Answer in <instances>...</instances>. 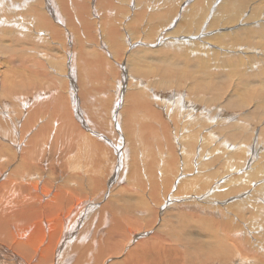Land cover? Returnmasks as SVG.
I'll use <instances>...</instances> for the list:
<instances>
[{
	"label": "bare ground",
	"instance_id": "obj_1",
	"mask_svg": "<svg viewBox=\"0 0 264 264\" xmlns=\"http://www.w3.org/2000/svg\"><path fill=\"white\" fill-rule=\"evenodd\" d=\"M0 1V35L12 34L10 31L14 29L16 35L24 32L23 36L27 35L32 43L33 39L46 41L52 51L58 47L54 54L48 48L43 53H29L24 48L11 51L9 42L0 39V67L3 57L19 65L20 71L13 74L16 76L25 73L23 67L43 66L34 69L36 79L31 75L25 80L29 84L23 83L24 80L13 82L12 74L0 70V105L3 97L11 99L14 92L20 94L26 86L40 88L44 82L55 93L60 91L59 83L67 79L73 82V76L79 75L81 82L96 84L100 79L104 82L102 88L88 85L89 90L85 83L81 87L73 85L71 89L79 91L77 97L70 92L71 98L57 95V99L51 98V103L42 102L45 99L37 101L39 105L36 103L29 114L0 112V264H128L120 259L126 251L124 241L173 243L185 262L210 264L208 261L216 259L222 263L234 252L217 238L226 230L228 235L236 233L232 230L242 234L244 249L253 237L248 240L245 227H233L234 222L204 221L215 235L208 232L214 239L203 241L209 235L201 227L197 229L203 234L201 231L197 234L192 230V222L172 213L163 215V211L181 208L196 199H202L208 209L224 208L237 221L245 218L243 212L252 211L257 216L250 212V218L246 216L249 219L245 223L251 227L248 232L256 235L254 241L263 238L264 185L252 186L245 178L248 170L264 173V132H259L264 128V88L258 87L264 86V77L240 72L246 68L264 72V46L251 37L240 12L245 3L264 5V0H103L104 8L97 7L101 0ZM21 23L29 30L25 31ZM142 44L148 48L141 50L140 55L133 54V47ZM164 45L180 52L171 59L164 51L159 52ZM107 59L115 62L113 67L119 73L112 68L111 77L117 80L121 75L127 81L126 86H118L120 92L115 90L119 101L113 104L107 97L111 85L104 81L110 75L104 69ZM217 67L224 69L220 76L211 74V68ZM29 70L26 74L33 73ZM136 74L156 77L157 83H146L149 87L135 91L136 94L133 89L140 85ZM196 74L201 81L196 76V82L192 83V75ZM216 78H222V86L210 97L199 94L191 101L182 98L181 106L170 101L156 103L166 115L175 111L178 121L174 116L170 120L158 117L156 123L152 118L156 117L152 114L154 109L152 112L147 109L149 100L145 99H149L153 87L186 86L197 92L200 87L213 89ZM91 92L96 94V101L100 100L96 104L89 99ZM252 102L256 103L258 120H246V132L220 133L210 143L216 147L215 153L197 158L202 143L213 134L210 126L231 119L222 115L224 107H235L241 114L252 107ZM14 103L21 110L27 106L26 100ZM190 109L199 111L198 128L194 126L197 116ZM22 116L25 121L20 123ZM16 127L18 131L14 134ZM205 127L209 131L204 132ZM175 139L178 145L172 144ZM127 141L132 145L129 163L120 169L125 176L121 178L120 173L114 174L113 167L118 166L121 155L122 158L126 155L125 149L117 144L123 146ZM48 152L57 153L62 163V169H56L60 173L56 181L46 169ZM227 152L231 157L224 155ZM113 182H121V186L115 188ZM108 185L112 186L108 192L110 200L105 201ZM219 193H226L228 199H220ZM160 198L163 199L159 201ZM87 202L94 205L92 214L85 206ZM225 203L232 208L224 207ZM151 229L152 233L145 238L143 231ZM136 232L140 233L134 236ZM262 256L257 254L255 258L263 264Z\"/></svg>",
	"mask_w": 264,
	"mask_h": 264
},
{
	"label": "rangeland",
	"instance_id": "obj_2",
	"mask_svg": "<svg viewBox=\"0 0 264 264\" xmlns=\"http://www.w3.org/2000/svg\"><path fill=\"white\" fill-rule=\"evenodd\" d=\"M239 1H241V0H237V2H239ZM102 2V3H101ZM0 3H1V1H0ZM192 3V2H191ZM101 5V6H100ZM105 5V2L103 1V0H101L98 4H97V7H105L104 6ZM23 15H25V14H23ZM240 15H243L244 16V18H245V20H246V22H245V26L246 27H248L249 28V34L251 35V37L256 41V42H258L259 44H261L262 46H264V5L263 4H257V3H245L244 5H243V7L241 8V12H240ZM27 20V19H26ZM24 22V21H23ZM21 24H24V25H22L23 27H24V29H26L25 31H28L29 29H28V27L26 26V24L25 23H21ZM77 26H79V25H77ZM82 27V26H81ZM78 30L80 31L81 29H79L78 28ZM10 32H12V34H10V33H7L6 32V34H4V35H0V39H1V41H4V43H8L9 42V44L11 45L9 48H11V49H9V50H13V51H15L16 49H18V48H24V50H26V51H28V50H30V51H28L29 53L31 52H33V53H43V52H46L45 51V49L44 48H48V47H50V45H48L49 43L48 42H46V41H37L36 39L34 40L33 39V43H32V41H30L27 37V35H25V36H23V34H24V32H23V34H15V32H14V29H12ZM0 34H1V32H0ZM23 36V37H22ZM80 36L81 37H83V35L80 33ZM3 38V39H2ZM84 38V37H83ZM17 41H16V40ZM14 40V41H13ZM25 40H27V41H25ZM22 42H23V44H22ZM14 43V44H13ZM31 43V44H30ZM41 44V45H40ZM91 44V43H90ZM89 44V45H90ZM13 45V46H12ZM33 45V46H32ZM146 46V47H144V46ZM30 46V47H29ZM36 47V49H35V51H34V48ZM39 46H42L43 48V50L39 47ZM91 46H92V44H91ZM137 45H135L134 47H133V54L135 53V52H138L137 54H139L140 55V53L139 52H141V50L143 51L144 49H147L148 47H147V45H145V44H142V45H138L137 47H136ZM165 46V45H164ZM51 47H52V45H51ZM143 47V48H142ZM168 47V48H167ZM139 48H142V49H139ZM42 51H41V50ZM49 49V48H48ZM51 49V48H50ZM49 49V50H50ZM58 49V47L56 48V49H53V51L52 50H50L51 52V54H54L56 51H58L57 50ZM75 49V48H74ZM149 49H151V48H149ZM154 49H156V48H154ZM163 49V50H162ZM170 49V50H169ZM56 50V51H55ZM158 50H160L159 52H163L164 51V53H167L168 54V57H172L171 59H173L174 58V53H175V56H176V54L178 55V52H180V51H177L176 52V50H174V49H171V48H169V46H165L164 48H161V46H160V48L158 49ZM172 50V51H171ZM196 53H198V52H196ZM199 55L201 56V55H204V53H199ZM135 56H138V55H135ZM56 57H57V55H56ZM107 58V57H106ZM18 59H20L19 57H18ZM40 59H42L41 58V55H40ZM110 59V58H109ZM109 59H107L108 60V63L107 64H104V65H106V66H104L105 68V71H108L109 72V74L110 75H107L105 78H104V81L105 82H107V83H105L107 86H109V85H111L110 86V88H112L111 89V95L110 94H108V98L109 99H111V100H109L108 99V102H110L111 101V103L113 104L114 102H117V101H119V96H117L116 95V93L117 92H115V90H118V92H120L119 91V89H118V86H126L127 85V81H126V78L124 77V76H119L120 77V79H119V77H118V79L116 80V78L115 77H111V70H112V68H114V67H116V64H115V62L111 59V61L112 62H114V63H112L111 61H109ZM1 61L3 62V66L2 67H0V70L1 71H5L6 73H8V75H11L12 74V81L14 82H18V80L19 81H23L24 80V82L23 83H28V82H26L25 80L26 79H28V77L29 76H33V74H34V69H36V70H40V69H42V67H40V69H39V67H32V66H28V68H30V72H33L32 74L30 73V74H26L27 73V69L28 68H26V67H23L24 68V70H26V71H24L25 73H23V74H21L20 76H16V75H13L14 73L15 74H17V72H19L20 71V68H18L17 67V63L16 62H9V61H7V58L6 57H3L2 59H1ZM136 61V60H135ZM153 61V60H152ZM152 61H150V62H148V63H153ZM26 63V62H25ZM43 63H44V61H42V65H43ZM111 63V64H110ZM141 63H143V62H141ZM145 64H146V62H144ZM143 63V64H144ZM147 63V65H149ZM47 64V63H46ZM112 67H111V66ZM150 65H154V64H150ZM19 66V65H18ZM114 66V67H113ZM262 67L264 68V63H262ZM26 68V69H25ZM108 68V69H107ZM103 70V69H102ZM116 71V72H115ZM211 71H212V73L211 74H215L216 76H220L223 72H221V71H224V69H221V68H211ZM246 71H248V72H250V73H252L253 75H256V76H262V77H264V72L263 73H261V71H257V70H253L252 68H246V69H243L241 72H240V74L241 73H243V72H246ZM118 72V69H116V68H114V73H116V74H119V73H117ZM199 73V72H198ZM26 74V75H25ZM25 75V76H24ZM74 75H75V72H74ZM144 77H143V76ZM142 75H140L141 76V78H140V76H138L137 74H136V77L140 80V81H138L137 83H139L140 85H139V87H136L135 89H133V91L135 92H137V91H140V89L142 88V90H144L148 85L147 84H149L150 85V82H152V83H154L155 81H156V83H157V79H155V78H153V79H151L152 77L151 76H146V75H144V74H142ZM202 75V74H201ZM108 76H110V77H108ZM112 76H114V75H112ZM193 76V79L191 80V82L192 83H195L196 82V79H195V77L198 79V80H200L199 78H198V74H196V75H192ZM26 77V78H25ZM74 77V80H73V82H72V80H70V79H67V82H61V83H59V86L60 87H58V89L60 90V91H57L56 93H55V91H54V89H53V87L51 86V85H49V83L48 82H44V85H43V83H42V87L40 86V88H36V89H32V86H26L25 88L26 89H22L21 90V93H23V94H19V92H14L12 95H11V99H8L7 97H3L2 98V100H3V103H2V105H0V112L2 111V112H4L3 113V115H6L7 113H8V111L9 110H12L13 111V113L14 114H19V113H23L24 115L25 114H29L30 112H32L33 111V108L35 107V105H36V103H40V101L41 100H43V99H45V100H43L42 102H45V103H48V102H50V100H51V98L53 99V98H55V99H57L58 98V96H62V97H64V95H65V97L66 96H68L67 98H71V93L73 92V94H75L74 96H76L77 97V94L79 93V91H78V89L76 90V91H73L72 89H73V85L74 86H76L77 87V85H78V87L80 86V85H82L83 86V83H85L86 84V89L87 90H89L91 87H95V86H98L99 88H102L103 87V83L104 82H102V80L100 79L98 82L99 83H88L87 81H85L84 82V80L81 82V81H79V75L78 76H73ZM72 77V78H73ZM20 78V79H19ZM23 78V79H22ZM33 78L34 79H36V77L35 76H33ZM60 77H57V79H59ZM109 78H111V79H109ZM113 78V79H112ZM144 78H146V79H144ZM149 78V80H147ZM223 78H226V76H223ZM234 78H236V77H234ZM195 79V80H194ZM216 79H218V78H216ZM222 78H220V79H218V80H214V82L212 83V87H213V89H211V90H207V89H205L204 87H200L199 89H198V91L197 92H194V91H192L189 87H183V86H181V87H179V86H177V85H172V87L171 88H164V89H162V88H160V86H158V87H153V89H154V93H153V89H150L151 91L150 92H152V93H150L149 91V99H145L146 100V102H147V104H148V107L149 108H147L150 112H152V109H154V110H156V111H154L153 110V112H152V114L153 115H155L156 117H154L150 112H149V114H150V116H153L152 118L154 119V121H156V123L158 122V119L161 117V119L163 118V120H164V117H166V119L167 120H170L171 118H169L170 116H174V120H176L177 119V121L179 120L178 119V116H177V113H175V111L174 112H170V114H172V115H169V113L166 115L165 114V112L163 111V110H160L159 108V106L156 104V103H158V104H160V102H164V103H166L167 104V101H170V102H177L179 105L178 106H181L182 105V103H183V101H182V98H184L185 100H187V98L188 99H190V101L191 100H194L195 98L194 97H196V96H199V94H202V95H205L206 97H210L213 93H218L219 91H220V88H221V83H220V80H221ZM120 80H121V82H122V84H121V82H120ZM145 80V81H144ZM111 81V82H110ZM201 81V80H200ZM31 82V81H30ZM32 82H33V80H32ZM190 82V83H191ZM69 85H68V84ZM76 83V84H75ZM111 83V84H110ZM119 83V84H118ZM125 83V84H124ZM129 83V82H128ZM146 84V85H144V84ZM189 83V84H190ZM191 83V84H192ZM29 84V83H28ZM62 84H64L63 86H61ZM66 84H67V86H66ZM70 84H72V85H70ZM116 84V85H115ZM134 84V83H133ZM133 84H131V86H133ZM47 87H46V86ZM88 85H89V87H88ZM135 86H137V85H135ZM178 87V88H180V89H177L176 87ZM43 87H45V88H43ZM81 87V86H80ZM149 87V86H148ZM259 87V89L260 90H262L263 88H264V86H262V85H259L258 86ZM47 88L49 89V91H47ZM51 88V89H50ZM72 88V89H71ZM89 88V89H88ZM109 88V87H108ZM156 88V89H155ZM183 88V89H182ZM29 89V90H28ZM41 89V90H40ZM43 89V90H42ZM62 89V90H61ZM137 89V90H136ZM37 90V91H36ZM65 90V91H64ZM30 91H31V93H32V95H31V93H30ZM40 91H44V92H40ZM26 92V93H25ZM71 92V93H70ZM78 92V93H77ZM135 92V93H136ZM143 92V91H142ZM172 92H180V96H175ZM28 93V94H27ZM58 93V94H57ZM63 93V94H62ZM70 93V94H69ZM18 94V95H17ZM92 94V95H91ZM91 94H89V96H90V101H93L92 103H94V104H96L97 102H99L100 100H95L96 99V94L94 93V92H91ZM101 94L102 93H99L98 95H100L101 96ZM137 94V93H136ZM23 95V96H22ZM26 95H28V96H26ZM39 95V96H38ZM41 95V96H40ZM47 95V96H46ZM58 95V96H57ZM94 95V96H93ZM160 97L159 99H158V97ZM183 95V96H182ZM45 96V97H44ZM52 96V97H51ZM55 96V97H54ZM153 96V97H152ZM154 96H156V97H154ZM36 97V98H35ZM41 97V98H40ZM81 97V96H80ZM82 97H83V100H85L86 99V97H85V95H82ZM85 97V98H84ZM95 97V98H94ZM163 97V98H162ZM164 97H165V99H164ZM22 98H24V99H22ZM31 100H30V99ZM38 98V99H37ZM47 98V99H46ZM98 98V97H97ZM113 98V99H112ZM115 98V99H114ZM6 99H8V100H6ZM23 101V100H26L27 101V106L24 108V109H19L18 107H15V103L13 104V102L14 101ZM154 99V100H153ZM161 99V100H160ZM49 100V101H48ZM164 100V101H163ZM5 101V102H4ZM7 101L9 102V103H7ZM34 101H35V103H34ZM38 101V102H37ZM48 101V102H47ZM96 101V102H95ZM154 101H155V103H154ZM156 101H158V102H156ZM179 101V102H178ZM7 103V104H6ZM34 103V104H33ZM39 103L36 105V106H38L39 105ZM51 103V102H50ZM13 105V108H11L10 107V105ZM31 104H33V105H31ZM112 104H111V106H112ZM153 104H156L157 105V107H156V105H154V107H152L153 106ZM169 104V103H168ZM252 107L251 108H248V109H246V111L244 112V113H239L238 112V110H237V108H228L227 106H225L224 107V109H223V112H222V115L223 116H225V117H229V118H231V119H228V120H226V121H223V122H220V123H217V124H215V125H211L210 126V128H211V130L213 131V134L211 135V136H209L208 138H207V140L206 141H204L203 143H202V145H201V148H200V151H198V153H199V156L200 157H197V158H199V159H202L203 158V155L204 154H206V153H209V154H214L215 153V151H216V147L215 146H211L210 145V143H213V142H215V140H216V138H217V136L220 134V133H222V132H224V131H228V132H235V131H238V132H246V130H245V127H246V124H245V121L246 120H248V119H250L252 122H255V121H257L258 120V118L260 117L259 116V113H257L256 111H255V107H256V103H254V102H252ZM28 105H29V107H28ZM5 108V109H3V107ZM14 107H15V109H14ZM19 110H18V109ZM30 109V110H29ZM164 109V108H163ZM158 110V111H157ZM191 110V109H190ZM163 111V112H162ZM197 117H195V119H194V122L195 121H197V124H196V122L194 123V126H195V128H198V124H199V111L197 110V109H192L191 110ZM155 112V113H154ZM158 112V113H157ZM160 113V114H159ZM187 114V113H186ZM186 114H182V115H186ZM244 114H246L247 115V118H243L242 117V115H244ZM264 114V113H263ZM163 116V117H162ZM175 116H177V117H175ZM159 117V118H158ZM156 119V120H155ZM236 119V120H235ZM19 121H20V123H22V122H24L25 121V116H22L20 119H19ZM177 123V122H176ZM155 125V124H154ZM197 126V127H196ZM259 127V126H258ZM10 128V127H9ZM18 129V127H16L15 129H14V134H15V130L16 131H18L17 130ZM204 129V128H203ZM207 127H205V130H204V132H206L207 131ZM208 131H209V129H208ZM259 132H264V128H260L259 129ZM18 133V132H17ZM75 136V135H74ZM111 137H113L114 138V136H110V138ZM172 137V136H171ZM118 140H119V136H118V139H117V142H118ZM176 141L174 142H172V144L173 145H178V143H177V139H175ZM257 143H259V142H257ZM256 143V144H257ZM261 144V143H260ZM120 145V149H122L123 150V148L125 149V151H126V155H128L127 156V160H126V155H124L125 157L124 158H122V155H121V157H119V161H118V166L116 165V167L114 166L113 167V169H114V174L115 175H117L118 173H120V176H121V178H123V177H125V176H122V174H121V171H120V169L121 168H123V166L125 167L128 163H129V149H131V148H129V147H131L130 145H132V142H126V143H124L123 144V146H122V143L120 144V143H118L117 144V146H119ZM125 146V147H124ZM253 146H250V148H252ZM3 149H5V147H2ZM64 150L65 151H67V148L65 147L64 148ZM127 152H128V154H127ZM251 153H253V151L251 150L250 151ZM240 153V152H239ZM255 153V152H254ZM119 155H120V153H118ZM125 154V153H124ZM224 155H227V156H230V154L227 152L226 154H224ZM47 158H48V160H49V162H48V164H47V166H46V169H47V171H48V173L50 174V177H51V179L52 180H54V181H56L59 177H60V173H56V169H58V167H60V165H62V163H61V161L59 160V158H58V154L57 153H53V152H48L47 153ZM227 156H225V157H227ZM117 157V156H116ZM231 157V156H230ZM114 158V157H113ZM229 158V157H228ZM209 158H207V159H204V160H208ZM118 160V159H117ZM159 160V159H158ZM249 160V159H248ZM124 161H126V162H124ZM230 161H231V163H232V165H234L235 163H234V161L233 160H231L230 159ZM124 162V163H123ZM250 162V165L252 166V164H251V161H249ZM120 163V164H119ZM115 164H116V158H115ZM126 164V165H125ZM121 165H122V167H121ZM60 169H62V167H60ZM117 172V173H116ZM115 175H111L112 177H114ZM110 176V178L111 179H113L112 177ZM115 177H117V176H115ZM247 181H248V183L250 184V185H256V184H258V185H264V173L263 172H252V171H249L248 170V173H247V175H246V178H245ZM125 181V180H124ZM113 185V187H115V188H119L120 186H121V182L120 183H115V182H113L112 183ZM116 184H117V186H116ZM118 184H119V186H118ZM4 185H6V184H4ZM115 185V186H114ZM112 186H110V185H108V186H106L105 187V189H106V197H105V201H108V199L110 200V193H108L109 191H110V189H109V187H111L112 188ZM108 190V191H107ZM18 192L20 193V190L18 189ZM222 194V195H221ZM219 195V197H220V199H228V196L226 195V193H219L218 194ZM224 195V197H222ZM107 196L109 197V198H107ZM226 197V198H225ZM107 198V199H106ZM163 198H160V200L159 201H161ZM202 199H196V201H188L187 203H186V208H185V206H183V207H181V208H176V209H173V210H171V209H168L167 211H163L164 213H163V215L164 214H166V213H172L173 215H175V216H179V219L180 218H182V219H184V221H186V222H188V223H191L192 222V225L194 226V228L192 229V230H195L196 232H197V234H198V232L200 233V231L201 230H203V231H206V234H208L209 235V233L211 232L212 234L214 233V232H212L213 230L211 229H209V227L207 228V224L208 223H203L204 221H208L209 222V224H210V222H212V221H215L216 219L217 220H224L227 224L228 223H232V222H234L235 224H233V227H235V225H237L238 227H245V228H243L244 229V231L246 232V234L248 235L247 237H248V240H250V236L251 237H253V238H251V240L250 241H247V243L245 244L246 246H244V249H243V245H242V243H243V238H242V234L238 231V230H232V231H236V233H234V235H228V233H226V231H228V230H226V231H223V232H220L218 235H217V238L218 239H221L225 244H226V246L228 247V248H230V249H232L234 252H232L231 254H229L228 255V258L224 261V262H226V261H228V260H230V262L229 263H225V264H259V263H261L262 264V261L260 260V259H258V258H255V257H257V254L258 255H263L262 256V260L264 261V240H262L263 238H264V236H263V238L261 239V237H258V238H260V240H262V242L260 243L259 241V239L257 238V239H255V241L253 240L255 237H256V235L255 234H250L251 232H248V229H251V227L249 226V224L247 223H245V221L247 220V219H249L250 218V215L249 214H251L253 217H256L257 215L255 214V213H253L252 211H249L248 213L247 212H243V214L245 215L244 217L245 218H243L242 220H236V218H235V216H232L231 217V215L229 216L223 209L224 208H221L220 206H217V208L218 209H216V208H209L208 209V207L206 206V204L204 203V202H202L201 201ZM105 201H103V203H105ZM92 202V201H91ZM86 205L85 206H87V209H88V211L90 212L89 214H92V208L94 207V205L92 206L89 202H87V203H85ZM199 204H201V205H199ZM205 204V205H204ZM15 207H17L18 206V201H16L15 202ZM194 205V206H193ZM225 206H227L228 208H232L231 207V205L229 204V203H225L224 204V207ZM192 207V208H191ZM194 207V208H193ZM91 208V209H90ZM205 208V209H204ZM220 208V209H219ZM197 212H199V213H197ZM189 211H190V213H189ZM233 211L235 212V210H232V213H233ZM186 212H188V213H186ZM209 212V213H208ZM212 212V213H211ZM177 213V214H176ZM209 215H208V214ZM231 213V214H232ZM201 214V215H200ZM206 214V215H205ZM214 214V215H213ZM160 215V214H159ZM162 215V216H163ZM191 215H193V216H191ZM208 215V216H207ZM212 215V216H211ZM177 216V217H178ZM199 216V217H198ZM216 217V218H214V217ZM246 216H248L249 218H247ZM164 217V216H163ZM189 217V218H188ZM190 217L192 218V219H190ZM227 217V218H226ZM197 218V219H196ZM198 218H199V221H197L198 220ZM186 219V220H185ZM189 219V220H188ZM212 219V220H211ZM159 221V220H158ZM240 221V222H239ZM162 222H164V220L162 221ZM193 222H194V224H193ZM242 222V223H241ZM168 223H169V228H171L172 229V222H169V220H168ZM174 223V222H173ZM201 223V224H200ZM202 223L204 224L203 226H202ZM256 224V223H255ZM236 226V227H237ZM202 229H201V228ZM174 228H177V225L176 224H174ZM201 229L200 231L198 230V229ZM261 228H262V230L264 231V219H263V224H262V226H261ZM144 229H146V227L144 228ZM219 230L218 231H220V229H221V227L220 228H218ZM152 230L153 229H151V230H148V232L146 231V230H144L143 232H145L146 234L144 235L145 236V238L146 237H148L151 233H152ZM166 230H168V228H166ZM210 230V231H209ZM203 231H201L202 232V234H203ZM209 232V233H208ZM138 233H140V232H136L135 233V235L134 236H137V234ZM191 235V234H190ZM214 235H215V233H214ZM255 235V236H254ZM137 239V238H136ZM135 239V240H136ZM214 239V237L213 236H211V235H209V236H207V237H204L203 238V241H211V240H213ZM257 240V241H256ZM254 241V242H253ZM249 242V243H248ZM258 243H259V245H258ZM263 243V244H262ZM122 244L125 246V248H126V251H125V254L124 255H120V259H121V261H125V262H127L128 264H190V263H188V262H185L184 261V257H183V255H178L179 254V249H178V247L175 245V244H173V243H167V242H157V241H149V242H145V243H135V242H129V241H124V242H122ZM251 244V245H250ZM254 244V245H253ZM251 247H250V246ZM253 245V246H252ZM247 246H249V247H247ZM256 246H259V247H256ZM263 247V248H262ZM248 248H251V250L250 249H248ZM254 248H256V250L254 249ZM257 248H259V250L257 249ZM263 249V250H261V249ZM247 249H248V251H247ZM235 251H239L238 253L237 252H235ZM250 251V252H249ZM254 251H256L255 253H254ZM262 251V252H261ZM247 252H249V253H247ZM234 253V254H233ZM237 253V254H236ZM251 253V254H250ZM261 253H263V254H261ZM236 254V255H235ZM253 254V255H252ZM255 254V255H254ZM238 257H240L239 259H238ZM230 258V259H229ZM256 259V260H255ZM215 261V262H214ZM212 260V261H208L210 264H213V262H214V264H224V262H222V263H220V262H218V260L216 261V259L215 260ZM255 261V262H254ZM261 261V262H260ZM257 262V263H256ZM263 264H264V262H263Z\"/></svg>",
	"mask_w": 264,
	"mask_h": 264
}]
</instances>
